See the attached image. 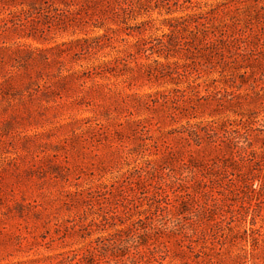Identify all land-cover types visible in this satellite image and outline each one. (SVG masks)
<instances>
[{
	"label": "rangeland",
	"instance_id": "374dc122",
	"mask_svg": "<svg viewBox=\"0 0 264 264\" xmlns=\"http://www.w3.org/2000/svg\"><path fill=\"white\" fill-rule=\"evenodd\" d=\"M0 264H264V0H0Z\"/></svg>",
	"mask_w": 264,
	"mask_h": 264
}]
</instances>
